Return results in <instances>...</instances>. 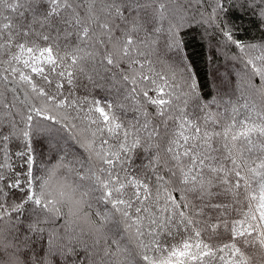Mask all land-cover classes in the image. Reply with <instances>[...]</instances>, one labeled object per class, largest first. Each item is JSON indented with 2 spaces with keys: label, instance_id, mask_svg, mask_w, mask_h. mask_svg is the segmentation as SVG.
<instances>
[{
  "label": "snow or ice",
  "instance_id": "snow-or-ice-1",
  "mask_svg": "<svg viewBox=\"0 0 264 264\" xmlns=\"http://www.w3.org/2000/svg\"><path fill=\"white\" fill-rule=\"evenodd\" d=\"M0 264H264V0H0Z\"/></svg>",
  "mask_w": 264,
  "mask_h": 264
},
{
  "label": "trees",
  "instance_id": "trees-1",
  "mask_svg": "<svg viewBox=\"0 0 264 264\" xmlns=\"http://www.w3.org/2000/svg\"><path fill=\"white\" fill-rule=\"evenodd\" d=\"M191 51L196 55V58H197L198 60H201L202 49L199 47L197 41H193V42H192V48H191ZM201 63H202V60H201Z\"/></svg>",
  "mask_w": 264,
  "mask_h": 264
}]
</instances>
